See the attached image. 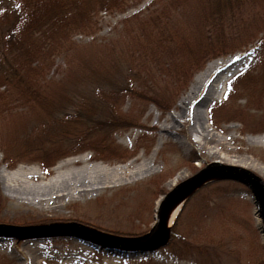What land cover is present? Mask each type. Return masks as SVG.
Here are the masks:
<instances>
[{
	"label": "rangeland",
	"instance_id": "obj_1",
	"mask_svg": "<svg viewBox=\"0 0 264 264\" xmlns=\"http://www.w3.org/2000/svg\"><path fill=\"white\" fill-rule=\"evenodd\" d=\"M158 1L136 0L124 12H100L97 27L92 34L73 36L72 39L77 44L75 58L81 56L90 61L87 64L97 69V76L103 73L108 75L114 66L115 71L119 56L122 61L135 59L138 62L140 55L137 46L133 45L135 49L131 54L126 50L130 45L127 33L122 32L123 25L126 20L131 22L144 17L150 8H157L159 3L168 0ZM175 1L179 7L170 6L166 15L163 13L162 16L169 18L168 27L178 28V37L189 40L180 45L182 52L178 57L182 59L180 61L183 66L177 74H172L173 77L156 75V68H153L151 72L155 74H152L151 88L168 98L166 107L160 108L152 102L140 103L133 99L136 110L131 117L137 123L113 134L116 143L134 150L131 158L121 163L102 161L97 159V154H92V149L82 151L79 147L73 148L77 150L72 155L70 149L66 152L68 154L58 155V159L52 161L46 170H42L33 158L16 155L23 147L20 142L24 135L36 134L40 126L46 127L49 123L51 116L47 112L48 108L36 110L35 117L25 108L14 107L1 114L0 121L4 122L0 124V225L81 223L107 238L127 239L135 236L125 233H139L150 229L155 220L156 209L166 191L209 163L218 162L250 170L264 183V132L248 130L241 122L232 119V113L239 105L244 104L252 106L248 110L252 119L262 115L264 95L261 91L264 84L258 79L260 68L256 65L254 55L257 54L256 49L261 48V62H264V0H245L238 11L234 8L233 14L223 12L221 23L215 16L207 18L210 11L209 0ZM171 28V32L175 31ZM167 35L155 31L152 38H149L150 46L154 41L160 43L152 46H161L162 61L170 60L171 50L175 46L174 37L171 41L164 42ZM220 36L225 39L224 50L202 55L198 50L201 42L210 37L217 40ZM234 46L239 48L233 50ZM113 47H117L113 54L115 63L109 60L106 62L103 58L109 55L107 51ZM52 67L47 73L51 80L49 84L52 85L45 89L59 105L67 103L59 101L64 98L63 91L85 94L83 66L76 63V69L66 68L63 67V60L56 59V65ZM109 74L113 75V71ZM240 74L242 77H238ZM194 81L198 86L187 99L186 105L189 104L188 112L192 103L200 110L202 118L195 123L197 130L190 127V114H186L187 117L183 120L176 105L187 94ZM88 91L89 95H84L78 102L93 100L94 103L89 106L95 105L92 109L97 108L95 115L99 116L102 109L97 104V94L92 90ZM131 101L132 99L127 98L122 110L126 111ZM72 107L74 108L73 105ZM73 108L67 107V110L73 113ZM87 108L86 105L83 107ZM169 115L178 116L180 121L173 123L166 135L161 126L171 125ZM43 118L45 120L41 121ZM248 122L255 123L251 119ZM252 124L248 125L253 126ZM206 137L215 138L219 144L215 148L206 149L199 143ZM42 138L46 147L60 143L61 139L54 133L49 136L43 134ZM76 140L74 136H69L62 139L61 144L67 149ZM74 145L80 146V142ZM13 160L15 165L9 167L8 163ZM225 182L213 183L211 187L201 191L207 198L203 211L192 221L184 219L183 214L178 224L179 230L193 241L198 236L222 238L227 245V252L223 253V248L219 250L215 264H253L258 260L264 264V248L258 246L264 244V225L252 195L245 191L241 183L227 181L229 186H224ZM9 186L26 188L29 192L34 190L38 195L32 197L28 193L27 196L18 198L13 195L14 190L11 191ZM213 186L217 188L213 189ZM119 187L131 189L121 202L120 198H116L122 195L118 192L121 191ZM95 198H105V203L104 200L98 202ZM94 226L118 233L106 232ZM249 254L254 255L255 259L252 260ZM0 264L188 262L182 257L174 258L166 247L148 254H134L133 250L120 246L99 244L74 234H58L22 238H4L0 235Z\"/></svg>",
	"mask_w": 264,
	"mask_h": 264
},
{
	"label": "trees",
	"instance_id": "obj_2",
	"mask_svg": "<svg viewBox=\"0 0 264 264\" xmlns=\"http://www.w3.org/2000/svg\"><path fill=\"white\" fill-rule=\"evenodd\" d=\"M134 2L136 0H0V116L12 107L25 108L34 117L37 113L36 110H45L44 107H46L49 116H51L46 127L40 126L36 134L31 133L23 136L20 142L23 147L16 156L33 158L39 163L42 170H46L52 161L58 159V155L68 154L66 152L69 149L72 151L70 154L72 155L77 150L73 148L79 147V150L82 151L92 149V154H97V159L100 160L123 162L130 158L132 155L130 150L116 143L113 134L119 129L128 128L137 123L135 118L131 117L136 110V107H133V102H152L160 108L166 107L168 98H164L159 92L156 93L152 89V74H155L151 72L153 68H156V75H168V77L171 75L173 77L172 74H177L179 68L183 66L180 61L182 59L178 57V54L182 52L180 45L188 43L189 40L178 37L176 34L178 28L176 26L174 29L168 27L169 18L165 19L162 16L163 13L166 15L170 6L175 5L178 8V3L175 0L161 2L157 8H150L149 13L144 17L141 16L131 22L126 20L122 31L127 33L130 45L126 50L131 54L135 49L133 45L137 46L140 55L139 61L137 62L135 59L122 61L119 56L116 70L114 71L115 66L110 70L113 71L111 76H109L110 71L108 75L103 73L97 76L95 75L98 73L97 69L95 70L87 64L90 61L82 59L81 56L75 58L77 44L72 38L77 34H92L97 27L96 21L100 12H124V9ZM244 3L245 0H209L208 9L210 11L207 18L215 16L221 23L223 12L224 14H233L234 8L236 7L235 11H238ZM170 28L175 31L171 32ZM155 31L168 34L164 37V42L171 41L174 37L175 46L171 50L168 61L161 60L163 51L161 46L156 48L152 46L160 45L158 41L152 42L150 46L149 38H152ZM119 36L121 37V35ZM201 44L198 49L201 54L210 55L224 50L225 39L221 36L217 40L210 37L207 41H202ZM245 45L246 43L242 47ZM236 48L239 47H232L233 50ZM116 51L117 47L109 49L107 51L109 55L103 59L106 62L115 63L113 54ZM256 52L254 57L256 65L258 64L257 67L260 68L258 79L264 84V62H261V48L256 49ZM56 59L63 60V67L66 68H72L76 66V63L78 66L84 67L82 81L86 83L85 94L63 91L64 98L59 100L67 102L63 105H59V102L53 99L52 94L46 90L52 85L49 84L51 80L48 79L50 77L47 73L52 66L56 65ZM135 62L137 63L134 64ZM191 63L192 61L187 66ZM97 67H99V63ZM238 77H242L241 74ZM88 89L97 94L96 101L101 105L99 108L102 109L99 116L95 115L97 108L92 109L95 105L89 106L94 103L93 100L86 101L85 99L82 103L78 102L84 95L85 97L89 95ZM261 93L264 95V88ZM127 98L132 101L128 109L124 111L122 106ZM85 105L88 107L87 110L83 109ZM263 106H261L262 115L254 120L248 113L252 106L239 105L237 110L232 113L234 116L232 119L241 122L248 130L264 132ZM67 107L73 108V113H70ZM27 119L31 118L27 117ZM250 119L255 123H249ZM44 120L43 118L41 121ZM2 122L4 121H0V124ZM27 122L33 123V121ZM51 133L61 137L60 143L46 147L44 145L46 142L42 138L43 134L49 136ZM69 136H74L77 139L76 142H80V146H75L76 142L69 144L67 149L62 146L61 140ZM8 164L9 167H13L15 161ZM153 180L155 179L153 178ZM224 181H226L224 186H229L227 181L239 184L229 178L211 181L201 186L183 203L169 228L168 239L162 246L166 247L174 258L182 257L188 264H215L218 261V251L223 248L222 252H227V245L222 241V238L198 236L197 240L193 241L187 239L185 233H181L178 226L181 217L184 216V219L192 221L203 211L204 204L207 203L206 195L201 194L203 189H208L213 183ZM215 186H220V184H215ZM216 188L213 186V189ZM129 189L128 187L121 188L119 193L122 195L116 197L120 198L119 202L126 199ZM94 200H99L98 202L104 200L105 203V198H95ZM94 227L106 232L118 233V231L105 227ZM144 232L125 234L137 236ZM258 246L264 248V244ZM249 256L252 260L255 259L254 255L249 254ZM261 262L258 260L253 264H261Z\"/></svg>",
	"mask_w": 264,
	"mask_h": 264
},
{
	"label": "water",
	"instance_id": "obj_3",
	"mask_svg": "<svg viewBox=\"0 0 264 264\" xmlns=\"http://www.w3.org/2000/svg\"><path fill=\"white\" fill-rule=\"evenodd\" d=\"M219 177L233 178L248 187L252 193L253 202L257 206V212L262 218L264 225V184L262 180L250 170L238 166L212 162L201 170L197 171L185 181L178 183L167 192L158 208L154 224L152 225L149 232L142 236L129 239L107 238L80 224H62L53 226L0 225V235L8 238H22L58 234H74L99 244L115 245L130 249L133 250L134 254H148L162 245L167 239L168 230L165 229L164 226L165 211L169 203L178 194L188 191L184 197L185 199L204 183Z\"/></svg>",
	"mask_w": 264,
	"mask_h": 264
},
{
	"label": "bare ground",
	"instance_id": "obj_4",
	"mask_svg": "<svg viewBox=\"0 0 264 264\" xmlns=\"http://www.w3.org/2000/svg\"><path fill=\"white\" fill-rule=\"evenodd\" d=\"M198 86V83L196 81H194V83L190 86V89L189 91L187 92V94L185 96H182L178 102H177V110L178 112L181 113V115L183 116V120H185V118L187 117L186 114H190V127L193 129V130H197V127L195 126V123L196 122H200V119L202 118L201 117V113H200V110L198 108H196V106H193L194 104L192 103V108L191 110L188 112V107H189V104L186 105V101L187 99L191 96V94L193 93V91H195V88ZM131 104V103H130ZM195 107V108H194ZM169 117H171V119L169 120L170 124L168 127L167 126H161L162 130H164L165 134L167 135L169 132H170V129L173 127V123H177L179 120V117L178 116H171L169 115ZM168 118V115L167 117H165V120ZM204 139V138H203ZM205 140V141H204ZM202 141H200L199 143L201 144V146L205 147L206 149H212V148H215L219 143L218 141L213 138V137H206L205 139ZM121 145V144H120ZM124 146V145H122ZM126 147V146H125ZM130 152L134 153V150H131L130 149ZM132 155L130 156V158L132 157ZM129 159V158H128ZM127 160V159H126ZM125 160V161H126ZM102 161H105V160H102ZM108 162V161H107ZM124 162V161H123ZM121 163V162H119ZM84 184V183H83ZM122 187V186H121ZM9 189L12 191V189L14 190L13 192V195L15 197H18V198H22V197H25L27 196V194L29 193L32 197L33 196H36L38 195V193L36 194V191L34 190H31L32 192H29L28 190H26V188H13V187H10L9 186ZM119 190L120 187L118 188ZM131 189H129V192H130ZM117 191V190H116ZM119 192V191H118ZM129 192H127V194H129ZM188 191L186 192H182L180 194H178L170 203L169 205L167 206V209L165 211V229H167L169 227V225L171 224L176 212L178 211L179 209V206L180 204L182 203V200L184 199V197L186 196ZM38 199V198H36ZM157 211V209H156Z\"/></svg>",
	"mask_w": 264,
	"mask_h": 264
}]
</instances>
